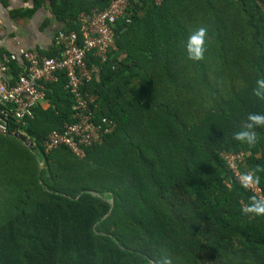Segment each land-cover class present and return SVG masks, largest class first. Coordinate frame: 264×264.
<instances>
[{"label": "trees", "instance_id": "16d2710c", "mask_svg": "<svg viewBox=\"0 0 264 264\" xmlns=\"http://www.w3.org/2000/svg\"><path fill=\"white\" fill-rule=\"evenodd\" d=\"M50 2L66 32L108 5ZM130 2L110 60L88 62L99 69L86 87L94 122L115 130L84 158L45 153L49 134L74 122L62 72L43 83L49 107L27 136L0 134V264H264V215L243 211L259 198L239 182L251 174L264 198V125L247 128L249 114L264 115L252 95L264 79V0ZM198 27L206 51L194 61L184 42ZM238 131L255 132V145ZM223 155L242 156L240 175Z\"/></svg>", "mask_w": 264, "mask_h": 264}, {"label": "built area", "instance_id": "2783aa9c", "mask_svg": "<svg viewBox=\"0 0 264 264\" xmlns=\"http://www.w3.org/2000/svg\"><path fill=\"white\" fill-rule=\"evenodd\" d=\"M160 5L163 0H152ZM130 0H108L107 7L93 14L82 13L77 23L79 32L60 30L54 39L59 55L54 58L39 57L26 50L20 51L19 57L27 62V72L20 76L12 86L0 81V134L27 136L28 122L35 117V109L44 101L43 91L38 84L58 80L62 72L67 77L66 91L73 97L72 124H66L61 130L51 132L43 143L46 154L59 147L69 149L79 158L86 157V149L100 144L104 135L112 133L116 123L103 119L96 124V97L86 91L87 85L97 79L99 69L97 64H89V56L99 64L110 60V54L116 50L115 27L121 19L130 23ZM15 59V55L4 58L5 63ZM3 65L0 58V66ZM27 145L33 147L28 141ZM237 175L236 160L242 156L231 157L223 155ZM260 200H264L261 190L255 185L248 187Z\"/></svg>", "mask_w": 264, "mask_h": 264}, {"label": "crops", "instance_id": "0c3cea01", "mask_svg": "<svg viewBox=\"0 0 264 264\" xmlns=\"http://www.w3.org/2000/svg\"><path fill=\"white\" fill-rule=\"evenodd\" d=\"M34 8V0H0V58L3 63L0 66V81L10 86L16 84L19 77L27 72V62L19 57L20 49L39 57H57L59 51L55 46V36L60 30H67L69 18H58L50 0L37 9ZM31 10L34 11L27 14ZM10 55H15V59L5 63L4 58H9ZM60 75L58 74L57 81L39 82L44 101L37 108L48 109L49 100L43 83H58Z\"/></svg>", "mask_w": 264, "mask_h": 264}, {"label": "clouds", "instance_id": "9594fccd", "mask_svg": "<svg viewBox=\"0 0 264 264\" xmlns=\"http://www.w3.org/2000/svg\"><path fill=\"white\" fill-rule=\"evenodd\" d=\"M184 51L187 57L194 61H200L204 57L206 51V28L198 27L191 32L184 42ZM252 95L258 100H264V79H258L256 81V87L252 89ZM249 123L248 129H252L253 126L264 125V115L261 114H249L247 116ZM233 138L242 143H246L249 147H252L256 143V134L253 131H238L233 134ZM241 187L248 188L250 184H255L257 179L249 173H244L239 177ZM251 203L244 209L248 213L255 214L257 216L264 215V200L256 199L255 197H249ZM158 264H171V260L164 256Z\"/></svg>", "mask_w": 264, "mask_h": 264}, {"label": "rangeland", "instance_id": "374dc122", "mask_svg": "<svg viewBox=\"0 0 264 264\" xmlns=\"http://www.w3.org/2000/svg\"><path fill=\"white\" fill-rule=\"evenodd\" d=\"M20 51H23V49H20ZM40 159H43L41 156H39Z\"/></svg>", "mask_w": 264, "mask_h": 264}]
</instances>
